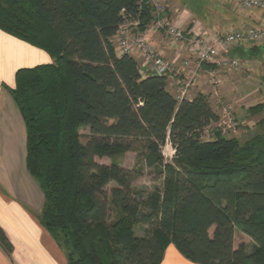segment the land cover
<instances>
[{
	"label": "trees",
	"instance_id": "1",
	"mask_svg": "<svg viewBox=\"0 0 264 264\" xmlns=\"http://www.w3.org/2000/svg\"><path fill=\"white\" fill-rule=\"evenodd\" d=\"M151 11L147 0H0V30L52 58L18 68L9 89L43 194L39 223L67 264H160L167 243L194 264H264V117L247 142L203 139L218 121L206 95L177 100L166 76L143 77L115 53L119 27L137 19L142 31ZM122 152L137 165L95 160ZM147 168L161 187L133 188ZM0 246L12 251L1 227Z\"/></svg>",
	"mask_w": 264,
	"mask_h": 264
},
{
	"label": "crops",
	"instance_id": "2",
	"mask_svg": "<svg viewBox=\"0 0 264 264\" xmlns=\"http://www.w3.org/2000/svg\"><path fill=\"white\" fill-rule=\"evenodd\" d=\"M168 1L174 10L170 13L171 18L186 33L196 28L206 33L241 30L249 26L259 28L263 23V16L259 10L242 9L231 0ZM127 24L128 21L122 26ZM129 30L134 33L132 27ZM147 36L149 42L166 59H176V67L181 71V59L192 58V54L186 51L181 52V58H175V48L160 33L148 32ZM114 40L113 35L111 38L113 44ZM262 41L258 43L264 50ZM240 48L242 47L234 46L231 54L237 55L234 52ZM245 55L247 56V53ZM132 57L137 62L140 61L137 56ZM50 62L52 58L44 50L0 30V66H13L15 70ZM187 69L183 68V77ZM205 72V68L202 67L196 84L189 89V98L203 94L209 100L210 86ZM14 73L0 72V227L12 245L10 253L0 246V264H67L63 251L38 220L43 194L25 167V125L9 92V89L15 86ZM4 84L8 89L4 88ZM168 90L172 93V89ZM136 233L142 235L143 227H139ZM160 264L194 263L183 258L172 245H169Z\"/></svg>",
	"mask_w": 264,
	"mask_h": 264
},
{
	"label": "built area",
	"instance_id": "3",
	"mask_svg": "<svg viewBox=\"0 0 264 264\" xmlns=\"http://www.w3.org/2000/svg\"><path fill=\"white\" fill-rule=\"evenodd\" d=\"M142 1V0H139ZM151 7V20L144 30H138V20L128 21L120 26L116 32L114 47L116 55L128 54L137 56L140 60L139 72L145 75H164L167 77V87L177 100L187 99L189 89L197 82L199 71L203 64L214 67L206 70L205 75L211 88L212 97L218 96L219 71L237 70L240 59L231 54L234 46H248L264 39V0H231L245 10H259L263 16L262 26L259 28H245L241 30L212 31L206 33L196 28L186 33L170 16L169 4L166 0H147ZM132 27L134 33L129 30ZM148 32H156L167 38L169 44L175 48L177 59L181 52L192 54V58H183L182 71L176 67V59L168 60L148 40ZM183 68L187 69L184 77ZM232 107L222 104L218 121L215 123L223 136L234 131L236 122L231 116Z\"/></svg>",
	"mask_w": 264,
	"mask_h": 264
},
{
	"label": "rangeland",
	"instance_id": "4",
	"mask_svg": "<svg viewBox=\"0 0 264 264\" xmlns=\"http://www.w3.org/2000/svg\"><path fill=\"white\" fill-rule=\"evenodd\" d=\"M166 2L169 4L170 13H173L174 10H172L171 4L168 0H166ZM236 5L238 6V4ZM249 27L256 28L253 26ZM262 42H264V39ZM260 43L244 47L239 46L242 48L234 52L237 53V55H234L240 59L238 69L233 71H219L218 76L220 82L218 96L212 97L210 88L209 94L211 96L209 98V103L217 115L220 114L222 104L227 103L232 107L231 116L236 122V126L234 127V131H229L227 137H235L240 143L247 142L261 132L259 121L264 117V110L260 112L250 111V107L259 103H264V50L260 47ZM245 53H247V56ZM17 69L18 68L14 70L13 66H0V72L5 71V73L15 72ZM204 85L206 86V84ZM4 88L8 89V86L4 84ZM216 130L220 132L215 123L211 124L203 132L202 138L210 139L213 137ZM81 134V142H84L88 130L85 128L82 129ZM162 153L165 161H169L173 164L176 163L173 156L174 151L168 143L162 147ZM95 160L102 164H109L111 161H114L125 168L134 167L139 161L134 152H122L112 156H102L101 158H95ZM132 186L135 189H142L148 192L156 187L160 188L161 180L156 169L147 168L143 170L142 176L132 183ZM137 230L138 229H135L136 232ZM240 238V235L237 234L236 241ZM169 245L172 244L167 243L165 249H167Z\"/></svg>",
	"mask_w": 264,
	"mask_h": 264
}]
</instances>
